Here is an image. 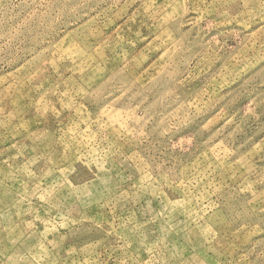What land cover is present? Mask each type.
<instances>
[{"label": "rangeland", "instance_id": "1", "mask_svg": "<svg viewBox=\"0 0 264 264\" xmlns=\"http://www.w3.org/2000/svg\"><path fill=\"white\" fill-rule=\"evenodd\" d=\"M0 264H264V0H0Z\"/></svg>", "mask_w": 264, "mask_h": 264}]
</instances>
